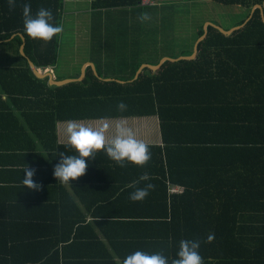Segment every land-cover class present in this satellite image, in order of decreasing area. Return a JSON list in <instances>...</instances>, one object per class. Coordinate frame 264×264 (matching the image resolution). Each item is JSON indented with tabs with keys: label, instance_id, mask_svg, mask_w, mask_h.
<instances>
[{
	"label": "trees",
	"instance_id": "trees-1",
	"mask_svg": "<svg viewBox=\"0 0 264 264\" xmlns=\"http://www.w3.org/2000/svg\"><path fill=\"white\" fill-rule=\"evenodd\" d=\"M88 1H91L92 44L105 41L102 39L106 34L115 36L120 32L123 34L120 42L126 40L124 34L127 42H130L131 35H137V43L132 41L127 45H142L165 33V14L169 9L165 4L170 0L156 6H142V0ZM214 1L248 9L246 17L235 26L245 23L255 5L264 4V0ZM25 3L31 5L33 14L40 8L51 10L53 23L63 26L66 0H16L11 10L8 0H0V45L10 44L11 58L17 61L12 66H0V93H6L28 121L38 123L35 132L53 152L74 155L70 153L73 150L70 145L57 142L56 124L60 120L150 115L158 111L165 140L169 142L166 137L169 124L162 107L167 103L161 100V95L168 88L182 87L181 83L188 80L219 78L220 82H225L224 89H236L244 96L235 100L240 111L235 122L239 124L233 123L229 127L224 124V119H217L223 120L224 128L235 132V137L211 138L212 147L198 148L187 145L189 141L185 142L186 145L179 142L176 146L166 143L164 148L149 147V161L155 163V169L150 172L161 177L156 179L158 186L149 200L163 206V210L145 212L129 219L132 230L123 240L129 242L126 245L133 252L161 253L168 258V264L177 258L181 240L200 241L203 264H264V19L261 10L257 8L252 18L230 35L208 26L207 36L199 43L200 60L166 61L157 72L146 68L130 82L105 80L99 69L95 74L88 67L82 80L57 86L50 85L48 78H38L28 61L31 59L39 68L55 67L62 32L51 42L28 37L23 27ZM145 14L147 19H142ZM203 21L197 25L193 44L205 32ZM21 34L26 38V55L20 51L23 44ZM206 67L210 68L207 70ZM121 101L127 105L125 111L117 108ZM205 111L211 115L213 107H206ZM204 124L193 126L214 131L215 123ZM147 181L143 179L140 183ZM168 182L182 186L184 191L170 195ZM14 218L18 225L13 232L16 236L13 246L8 247L7 243L0 241V254L11 259H0V264H60L55 255L46 260H25L21 254L16 256V251L21 252L29 245L17 243L22 240L20 235L25 218ZM28 220L34 227L37 223L33 222L38 219ZM73 230H64L66 236L62 239L66 250L72 246ZM5 232V228H0V235H6ZM30 236L36 239L41 234L37 232ZM209 236L213 237L211 241ZM58 255L57 251L56 257ZM123 260L114 258L111 253L103 260L73 259L70 256L64 258L62 264H123Z\"/></svg>",
	"mask_w": 264,
	"mask_h": 264
},
{
	"label": "crops",
	"instance_id": "crops-1",
	"mask_svg": "<svg viewBox=\"0 0 264 264\" xmlns=\"http://www.w3.org/2000/svg\"><path fill=\"white\" fill-rule=\"evenodd\" d=\"M89 46L95 60L94 58L84 60L78 64V68L67 70L69 72L66 75V72L60 74L58 70L63 64L59 65L60 59L67 58L64 54L67 49L63 44L55 67H36L42 72H52L56 80H62L79 78L83 69H86V75L88 67L93 69L90 66V63H93L96 67V71L94 69L93 71L98 74L99 69L103 79L130 82L137 79L146 68L157 72L166 61L201 59L199 45L196 43L183 46L178 52L174 49V52L179 54L176 56L162 51L160 46L154 48L155 53L149 54L150 56L143 54V46L139 44ZM15 64L17 61L14 59L0 61V66ZM138 65L140 66L136 70ZM147 65L157 68L153 69ZM206 68L208 70L210 67ZM224 83L220 82L219 78L188 80L181 83L182 87H171L162 93L161 100L167 103L162 107L169 124L166 136L169 142L165 140L159 111L150 115L110 116L74 121L92 125L126 121L136 132L137 138L143 140L149 147L164 148L166 143L176 146L179 142L186 145L187 141H189L187 145L198 148L212 147L214 143L210 142L211 138L236 136L231 129L224 128V124L231 127L237 122L240 111L235 100L244 97L236 89H224ZM14 105L6 93H0V228H5L6 231V235H0V241L7 243L8 247L13 246L16 238L13 232L15 225H18L14 217L22 216L25 218L22 225L24 230L20 235L22 240L17 243L29 245L21 249V252L16 251L15 255L21 254L22 259L46 260L55 255V260L59 258L62 264L63 259L70 256L73 259L103 260L109 258L112 253L114 258L121 260L131 254L133 251L126 245L129 242L123 240L132 230L129 219L139 217L145 212L163 210V206L149 200L156 192L155 188L158 186L156 179L161 178L156 172H150L155 169V163L148 161L143 167L131 163L120 166L101 150L97 152L95 159L88 158L89 164L85 174L72 181V184L58 181L54 176V168L60 160V155L47 149L42 138L34 130L38 123L28 121ZM206 107H213L211 115L209 111H205ZM219 118L224 119V124L223 120H217ZM66 121L69 120H60L56 124L59 145H69L64 134ZM204 123L208 125L215 123L214 131L200 130L193 126L205 125ZM113 134L114 131L110 129L106 137L111 139ZM70 153L76 154L74 150ZM26 168L34 171L32 180L39 185L38 188H29L24 184ZM145 176L148 181L141 184ZM149 183L154 187L144 200L133 202L129 199L130 193ZM174 186L182 187L168 182L169 194L181 193L172 191ZM32 218L38 219L37 222H33L37 223L34 227H31L28 220ZM68 229L74 230L71 233L72 246L66 250L67 246L62 238L66 236ZM37 232L41 234L40 237L34 239L30 236ZM57 251L59 255L56 257ZM0 259L7 261L11 257L0 254Z\"/></svg>",
	"mask_w": 264,
	"mask_h": 264
},
{
	"label": "clouds",
	"instance_id": "clouds-1",
	"mask_svg": "<svg viewBox=\"0 0 264 264\" xmlns=\"http://www.w3.org/2000/svg\"><path fill=\"white\" fill-rule=\"evenodd\" d=\"M10 10L15 7L16 0H8ZM147 19V15L141 17ZM53 13L49 9L40 8L35 14L32 13L31 5L25 3L23 7V27L25 34L33 40L51 42L55 36L63 31V26L53 23ZM118 110L125 111L127 105L120 102ZM64 134L68 144L75 151V155L60 153V160L54 168V176L58 181L71 183L83 176L89 164V159H95L99 151H103L110 159L120 166L126 163L143 167L150 159L149 145L137 138L134 129L126 121L120 120L114 124L103 123L99 125L85 124L83 122L69 120L64 122ZM112 129L114 134L111 139L106 133ZM34 171L26 168L24 170V184L29 188H38L32 177ZM144 179H147L145 176ZM154 187L147 184L143 188H137L130 193L129 199L133 202L142 201ZM212 236L208 237L211 241ZM199 240H181L177 258L172 264H203V258L199 253ZM123 264H168V258L161 253H147L137 250L127 255Z\"/></svg>",
	"mask_w": 264,
	"mask_h": 264
},
{
	"label": "rangeland",
	"instance_id": "rangeland-1",
	"mask_svg": "<svg viewBox=\"0 0 264 264\" xmlns=\"http://www.w3.org/2000/svg\"><path fill=\"white\" fill-rule=\"evenodd\" d=\"M165 6L169 8L166 9L165 33L163 35L160 34L159 37H152L147 44H142L144 45L143 50L145 55H148L146 52L148 50L151 51L150 55L154 54L153 49L159 46L167 54L179 55L174 52V49L178 52L179 48L192 45L195 39L194 34L198 28L197 25L201 24L203 20L205 21H203L204 27L208 22H212L221 25L223 29L229 30L235 27L236 23L244 19L248 13V9L243 6L222 4L214 0H170L166 2ZM167 29L168 32L174 31V33H168ZM131 34L134 33L132 32ZM122 35L120 32H116L115 36L113 34L110 36L106 34L102 39L106 42H94L93 44L107 43L114 46H124L127 43H132V41L137 43L135 42L137 41L135 40L137 35H133L134 37L131 35L130 42H127V36L125 34L126 40L120 42ZM62 44L67 49L64 52L67 58H61L60 56L59 65L63 63L58 69L60 74L66 72V75L69 72L67 70L76 69L78 68V64L84 60L94 58L92 57L93 52L89 46L92 44L90 1L66 0L63 17ZM9 45H0V61L13 60Z\"/></svg>",
	"mask_w": 264,
	"mask_h": 264
},
{
	"label": "water",
	"instance_id": "water-1",
	"mask_svg": "<svg viewBox=\"0 0 264 264\" xmlns=\"http://www.w3.org/2000/svg\"><path fill=\"white\" fill-rule=\"evenodd\" d=\"M259 8L261 10V13H262V16H263V19H264V4L263 5H260V4H257L255 5L253 8H252V11H251V15L250 17L245 21V23H243L242 25H239V26H235L229 30H226V29H223L220 25H217L215 23H212V22H208L205 27H204V34L197 40L196 42V45H199V43L205 39V37L207 36V33H208V26L212 25L214 27H216L217 29H219L222 33L226 34V35H230L232 34L235 30H238L240 29L241 27H243L253 16V13L255 12V10ZM15 35L12 36V38H14ZM21 37L23 39V44L20 48V51L23 55H26L25 54V43H26V38L21 34ZM168 59V58H167ZM29 64H30V67L32 69V71L34 72V74L40 78V79H45V78H48L49 79V83L50 85H57V86H62V85H65V84H68V83H71L73 81H80L83 79L84 75H85V70L86 69H83L82 71V74L79 78H68V79H62V80H56L54 78V75L52 74V72H49V71H39L35 65V63L29 59ZM90 66L93 67V69L96 71V67L93 63H90ZM153 69H156L157 66H153V65H147Z\"/></svg>",
	"mask_w": 264,
	"mask_h": 264
},
{
	"label": "built area",
	"instance_id": "built-area-1",
	"mask_svg": "<svg viewBox=\"0 0 264 264\" xmlns=\"http://www.w3.org/2000/svg\"><path fill=\"white\" fill-rule=\"evenodd\" d=\"M164 1H166V0H142L140 4L142 6H156V5H160ZM171 190L174 192H183L184 188L174 186V187H172Z\"/></svg>",
	"mask_w": 264,
	"mask_h": 264
}]
</instances>
